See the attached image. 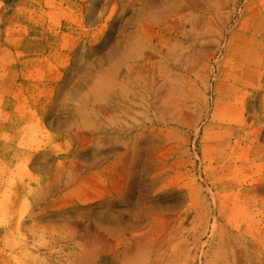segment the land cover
Wrapping results in <instances>:
<instances>
[{
	"label": "rangeland",
	"instance_id": "374dc122",
	"mask_svg": "<svg viewBox=\"0 0 264 264\" xmlns=\"http://www.w3.org/2000/svg\"><path fill=\"white\" fill-rule=\"evenodd\" d=\"M0 264H264V0H0Z\"/></svg>",
	"mask_w": 264,
	"mask_h": 264
},
{
	"label": "bare ground",
	"instance_id": "6f19581e",
	"mask_svg": "<svg viewBox=\"0 0 264 264\" xmlns=\"http://www.w3.org/2000/svg\"><path fill=\"white\" fill-rule=\"evenodd\" d=\"M86 55H87V53H86ZM81 57L85 59L86 56H85V54H81ZM90 82L89 81H86V84H84V85H82V83H81L82 86H79V85L78 86H76V85H73V86L72 85H69L64 90H62L60 92L58 98L59 99H62L63 97H66V98H72V97L75 98L76 97V98L80 99L82 97V95H83V92L89 87V85H90L89 83Z\"/></svg>",
	"mask_w": 264,
	"mask_h": 264
}]
</instances>
